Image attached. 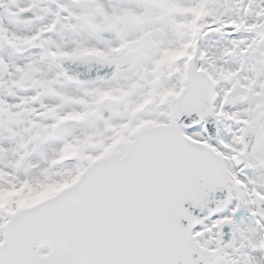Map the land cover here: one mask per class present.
I'll use <instances>...</instances> for the list:
<instances>
[{
    "label": "snow or ice",
    "instance_id": "snow-or-ice-1",
    "mask_svg": "<svg viewBox=\"0 0 264 264\" xmlns=\"http://www.w3.org/2000/svg\"><path fill=\"white\" fill-rule=\"evenodd\" d=\"M0 264H264V0H0Z\"/></svg>",
    "mask_w": 264,
    "mask_h": 264
}]
</instances>
